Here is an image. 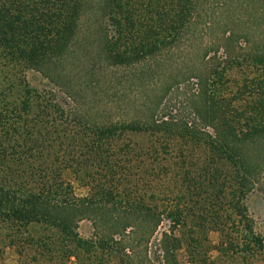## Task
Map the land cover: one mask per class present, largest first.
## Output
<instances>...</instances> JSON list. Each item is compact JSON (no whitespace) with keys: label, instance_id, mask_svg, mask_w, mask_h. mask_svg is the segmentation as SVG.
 <instances>
[{"label":"trees","instance_id":"trees-1","mask_svg":"<svg viewBox=\"0 0 264 264\" xmlns=\"http://www.w3.org/2000/svg\"><path fill=\"white\" fill-rule=\"evenodd\" d=\"M238 22L253 34L238 33ZM202 35L214 37L205 48L206 61L193 56L196 64L181 72L179 63L185 65L189 49ZM0 61L41 73L78 109V67L96 87L99 70L123 75L133 69L141 81L147 70L175 63V73L162 80L157 102L149 104L145 117L97 121L76 107L51 114L49 104L36 117H14L0 98V233L43 224L56 228L63 242H76L87 252L98 248L112 256L118 247L124 264H135L127 230L145 228L152 237L165 216L185 223L184 209L162 213L140 204L122 206L124 192L113 180L117 169L111 167L110 179L102 180L84 179L82 172L93 156L103 161L98 151L115 139L146 131L180 137L205 150V191L212 202L221 201L227 214L216 217L212 226L222 236L221 245L243 243V251L256 254L264 250V234L249 224L245 202L264 176V0H0ZM193 79L185 108L173 115L164 99L175 86ZM9 87L7 92H13L14 85ZM26 92L44 96L35 89ZM29 103L30 98L25 112ZM70 170L83 181L81 186L90 188L88 193H76L67 179ZM84 219L110 233L87 242L77 230ZM174 230L164 231L158 243L164 264H184L179 255L187 239ZM190 238L187 247L200 243L198 237ZM99 261L107 264L102 256Z\"/></svg>","mask_w":264,"mask_h":264},{"label":"rangeland","instance_id":"rangeland-1","mask_svg":"<svg viewBox=\"0 0 264 264\" xmlns=\"http://www.w3.org/2000/svg\"><path fill=\"white\" fill-rule=\"evenodd\" d=\"M235 26L236 31L243 36L244 33L247 36L253 34L244 23L238 22ZM213 38L199 36L197 43L188 51L191 55L188 58L184 57L185 65L179 63V69L182 67L181 72L190 70L193 64H196L193 56L196 60L200 58L206 61V56L203 57L204 51ZM173 64L161 65L156 72H152L153 69L147 70L146 77L141 81L136 79L138 74L136 77L133 75V69L123 75L114 69L99 70L97 76L100 84L96 87L91 86V75H86L85 70L78 67L74 70L76 76L74 81H77V85L82 89V106L78 109V103H74L65 92L41 73L26 68L24 64L5 65L0 61V98L3 107H8L11 116L14 117H21L20 114L22 118L28 115L36 117L45 111L48 104L51 114L56 110L60 114L61 110L67 112L76 107L97 121L145 117L149 114L147 110L149 104L157 102L154 98L156 93H160L162 80L166 82V78L169 80L170 74L175 73ZM193 81L196 80L182 83L179 87L175 86L164 99V102L167 100V105H170L173 115H180L185 108L186 96L193 91ZM11 85H14V90L8 93ZM27 87L44 96L40 98H35L33 94L29 96L30 93L26 92ZM28 98L30 106L25 112L22 108ZM55 116L57 117V114ZM104 148H106L104 152L98 151L103 161L100 162L97 160L98 156L97 159L93 156L88 169H83L84 179L102 180L106 176L110 179L112 167L117 169L112 178L113 180L117 178L118 188L124 192L122 206L140 204L151 211L162 213L179 207L184 209L188 216L186 222L181 225L174 223L167 216L163 217L162 224L152 237H148V229L139 228L136 231L129 228L126 235L131 237V243L135 247L133 253L135 264H164L158 243L162 233L169 229H175L177 235H184L187 243L192 236L200 240L197 245L188 247L184 241L185 246L179 255L184 264H264V250L256 254L243 251V243L234 247L229 244L221 245V234L213 231L214 221L227 214L222 211L221 201L212 202L211 195L205 191L208 182L202 174L205 159L203 148L187 143L180 137L165 138L160 134L146 131L127 132L115 139L112 146ZM188 172L194 177L188 175ZM67 173V179L71 181L79 196L90 191L89 187L81 186L83 181L76 178L72 170ZM245 202L249 224L254 227L257 234L263 235L264 176L254 192L246 197ZM120 209L121 206L116 208V211ZM105 228L96 226L92 219H84L79 223L77 230L79 237L95 243L100 235L102 237L103 234L110 233L109 228L108 230ZM120 237L118 234L115 236L116 239ZM76 244L63 242L62 234L56 228L47 225L33 224L29 228L8 227L0 233V264H101L99 261L101 256L107 264H124L125 256L118 253V247H116L118 254L110 256L108 252H102L98 248L95 252H87L84 247H77ZM69 250L73 251L72 255H69Z\"/></svg>","mask_w":264,"mask_h":264}]
</instances>
